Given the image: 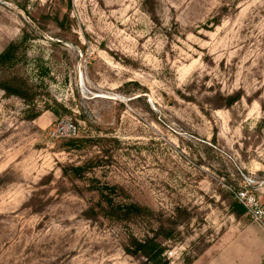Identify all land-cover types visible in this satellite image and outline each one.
<instances>
[{
    "label": "rangeland",
    "instance_id": "1",
    "mask_svg": "<svg viewBox=\"0 0 264 264\" xmlns=\"http://www.w3.org/2000/svg\"><path fill=\"white\" fill-rule=\"evenodd\" d=\"M4 52L0 264H264V0H0Z\"/></svg>",
    "mask_w": 264,
    "mask_h": 264
},
{
    "label": "trees",
    "instance_id": "2",
    "mask_svg": "<svg viewBox=\"0 0 264 264\" xmlns=\"http://www.w3.org/2000/svg\"><path fill=\"white\" fill-rule=\"evenodd\" d=\"M9 55V52H4L0 55V60H4ZM4 90L10 92L11 89L3 87ZM16 90V89H15ZM19 92L20 90L17 89ZM20 94V93H19ZM80 141L71 140L69 144L75 147ZM86 168L84 166L68 167L64 170V175L69 176L72 179L82 178L85 174ZM102 200L105 202L104 206L100 207L101 212H95L93 209L89 211L91 217L103 216L109 220L121 222L127 221L131 218L144 217L148 212L147 209H143L137 204H124L116 203L113 199L115 194V187L110 186H98L96 187ZM233 214L242 216L247 212V208L235 202L232 206ZM126 253L132 257L138 258L143 257L149 264H170V261L166 258H162L164 249L157 244L156 238H146L145 240H138L135 237L132 238V242L129 247H126ZM190 264V263H189Z\"/></svg>",
    "mask_w": 264,
    "mask_h": 264
},
{
    "label": "built area",
    "instance_id": "3",
    "mask_svg": "<svg viewBox=\"0 0 264 264\" xmlns=\"http://www.w3.org/2000/svg\"><path fill=\"white\" fill-rule=\"evenodd\" d=\"M76 132V127L70 123L61 124L60 127L57 129V133L60 135H64L65 137H73V135ZM242 197H244V194H241ZM242 200V199H241Z\"/></svg>",
    "mask_w": 264,
    "mask_h": 264
}]
</instances>
